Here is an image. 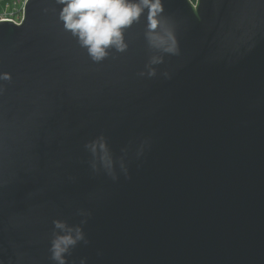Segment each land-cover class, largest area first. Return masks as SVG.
<instances>
[{"label": "water", "instance_id": "1", "mask_svg": "<svg viewBox=\"0 0 264 264\" xmlns=\"http://www.w3.org/2000/svg\"><path fill=\"white\" fill-rule=\"evenodd\" d=\"M161 3L153 35L179 54L146 7L100 62L57 0L0 22V264H58L56 220L85 237L66 264H264V17L237 51L239 5ZM100 136L115 179L85 148Z\"/></svg>", "mask_w": 264, "mask_h": 264}, {"label": "clouds", "instance_id": "2", "mask_svg": "<svg viewBox=\"0 0 264 264\" xmlns=\"http://www.w3.org/2000/svg\"><path fill=\"white\" fill-rule=\"evenodd\" d=\"M64 5L60 12V19L66 30L71 31L74 36L79 37L82 46L88 49L92 60L100 62L108 56V49L115 47L123 52L127 48L124 42L123 30L137 22L143 9H149L148 28L149 40L159 39L161 44L167 43L165 51L171 54H179L176 38L171 29L164 37L153 35L160 26V16L164 11L161 0H140V3H129L128 0H57ZM229 3L239 5L229 13L227 24V35L235 42L236 50L244 47L247 51L255 46V32L251 26V17L256 15L264 17V0H229ZM170 42V43H169ZM161 60L153 58L151 63L157 64ZM148 76H155V69L149 68ZM143 75V73H141ZM0 79L11 80L9 73L0 75ZM5 89L0 87V95ZM93 160L92 167L98 171L102 166L109 175H113V159L104 136L85 144ZM87 221H82L86 223ZM56 229L63 230L65 234L57 235L51 245V259L58 264H66V255L70 249L79 241L84 240L81 228H68L64 222L56 220L53 222ZM75 233L73 235L72 233Z\"/></svg>", "mask_w": 264, "mask_h": 264}, {"label": "built area", "instance_id": "3", "mask_svg": "<svg viewBox=\"0 0 264 264\" xmlns=\"http://www.w3.org/2000/svg\"><path fill=\"white\" fill-rule=\"evenodd\" d=\"M196 1L197 0H189L192 5H195ZM16 2H19L20 6L14 12L0 13V22H11L15 25H20L22 23L24 16V7L27 0H15V3ZM6 6H9V4Z\"/></svg>", "mask_w": 264, "mask_h": 264}, {"label": "rangeland", "instance_id": "4", "mask_svg": "<svg viewBox=\"0 0 264 264\" xmlns=\"http://www.w3.org/2000/svg\"><path fill=\"white\" fill-rule=\"evenodd\" d=\"M20 6L19 2L15 3V0H11L9 3V6L4 7L0 13H4V12H14L18 7Z\"/></svg>", "mask_w": 264, "mask_h": 264}, {"label": "trees", "instance_id": "5", "mask_svg": "<svg viewBox=\"0 0 264 264\" xmlns=\"http://www.w3.org/2000/svg\"><path fill=\"white\" fill-rule=\"evenodd\" d=\"M11 0H0V11L10 3Z\"/></svg>", "mask_w": 264, "mask_h": 264}]
</instances>
